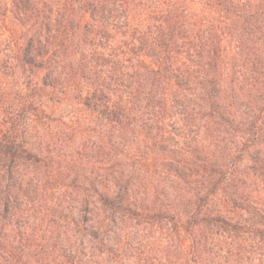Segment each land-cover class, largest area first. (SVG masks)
<instances>
[{"label":"trees","instance_id":"16d2710c","mask_svg":"<svg viewBox=\"0 0 264 264\" xmlns=\"http://www.w3.org/2000/svg\"><path fill=\"white\" fill-rule=\"evenodd\" d=\"M0 7L3 264L20 254L19 242L35 238L30 228L3 232L10 222L18 224L12 199L53 192L60 184V203L74 198L77 215L60 211L65 224L42 231L49 251L32 264H113L112 228L122 211L147 212L158 190L139 179L141 145L149 142L152 153L172 163L194 158L200 143L189 150L172 142L190 144L195 128L209 133L207 163L195 181L202 200L196 193L194 202L171 205L174 229L190 264L218 260L217 245L236 258V235L245 222L240 189L247 178L234 170L220 175L213 138L224 132L235 146L246 145L242 126L252 118L244 110L256 98L243 88L245 80L261 76L264 96V0H1ZM62 107L67 123L83 125L89 117L101 130L84 152L96 153L104 136L115 150L114 163L100 175L72 181L43 172L53 143L50 116ZM251 160L257 166L259 159ZM39 214L48 216L46 209ZM185 216L190 222L184 229ZM256 216L264 220L262 210Z\"/></svg>","mask_w":264,"mask_h":264},{"label":"rangeland","instance_id":"374dc122","mask_svg":"<svg viewBox=\"0 0 264 264\" xmlns=\"http://www.w3.org/2000/svg\"><path fill=\"white\" fill-rule=\"evenodd\" d=\"M2 8L0 7V14L4 13ZM248 81L249 84L246 83ZM262 82V77L256 76L245 80L246 84L243 86L244 89L250 90L251 97L256 98L252 109L244 110L249 112L252 118L250 126H242L244 133L242 132L241 135L245 136L247 142L244 139L243 143L246 145L235 146L232 138L224 132L215 134L213 138V146L219 155L215 168L221 171L220 175H227L234 170L240 174L241 178L245 175L247 182L240 189V214L245 222H242L241 229L236 235L238 244L236 258L230 259L228 254H222L223 250H218L219 245H217L214 247L213 254L218 260L212 264H264V228L260 226L264 225V220L252 218L257 217L259 210L264 212V96L261 94L262 90H259ZM67 112L68 109L62 107V110L50 116L53 120L51 122L53 143L50 144L49 160L43 166V172L47 175L55 174L60 179L68 177L72 181L77 178L81 179V177L100 175L103 173L101 169H106L114 163L112 161L115 150L111 148L112 145L104 136V143L98 146L102 148L96 153L84 152V148L96 145L98 132L101 130L90 121L92 118L89 117L83 125L72 124L71 121L67 123V120H71ZM208 136L209 133H205L203 129L197 131L195 128L189 136L190 144H184L181 140L172 142L175 147L189 150L193 149L196 143H200L203 147L194 153V158L178 156L177 161L173 163L168 159H163L164 157L160 154L152 153L151 144L143 142L141 151L144 162L135 164L138 170L142 169L139 179L158 187V190L149 197L147 212L134 209L130 212L122 211L123 215L118 218V226L112 228L116 235H112L111 243L114 246L112 253L109 254V261L115 264L121 258L122 264H190L188 251L185 250L176 228L174 229L176 223L172 219L176 218H173L174 213L170 207L175 202L196 201V193L201 198V194L196 192L195 181L200 179L198 171L203 174L202 166L207 163ZM73 150L78 155H73ZM252 158L259 159L257 166L252 163ZM55 189L46 194L42 192L41 195L31 193L23 196L20 194L17 199H12L14 204L10 206L11 212L18 217L19 225L16 223L15 226V222H10L3 232L13 227L15 232L30 228L33 230L32 233H35V238L31 239L32 242H19L17 247L21 251L20 254L14 255L7 264H32L38 256L43 257L45 253H48L50 243L47 242L42 231L49 230V226L65 224L63 217L66 212L60 214V211L70 209L73 216L77 215L74 210L78 207L76 200L66 199L67 202L61 204L63 200L61 184ZM10 193L13 194V192ZM4 194L6 197L7 193ZM32 203H35V208ZM196 207L195 205L193 209L189 208L188 212L191 211L192 214ZM38 209H46L47 218H41ZM246 211L250 212L251 218L244 213ZM2 214L5 219L6 213ZM247 218H250V224ZM3 219L0 220V225L5 223ZM181 221L184 223L182 224L184 229L190 222L186 216ZM62 231L63 228L55 231V234L60 235ZM17 239L18 237L15 240ZM57 244L53 243L55 246ZM3 262L4 260L0 258V264Z\"/></svg>","mask_w":264,"mask_h":264}]
</instances>
